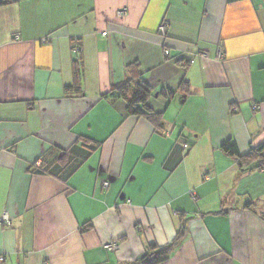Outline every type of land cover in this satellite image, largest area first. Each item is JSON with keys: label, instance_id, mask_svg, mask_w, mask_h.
<instances>
[{"label": "crops", "instance_id": "0c3cea01", "mask_svg": "<svg viewBox=\"0 0 264 264\" xmlns=\"http://www.w3.org/2000/svg\"><path fill=\"white\" fill-rule=\"evenodd\" d=\"M2 1L0 264H139L181 227L160 264H264V172L221 149L264 142V0Z\"/></svg>", "mask_w": 264, "mask_h": 264}, {"label": "trees", "instance_id": "16d2710c", "mask_svg": "<svg viewBox=\"0 0 264 264\" xmlns=\"http://www.w3.org/2000/svg\"><path fill=\"white\" fill-rule=\"evenodd\" d=\"M6 3L9 2L0 0V5ZM74 63L75 80L79 82L81 69L78 65L80 63L77 59L74 61ZM74 89L77 90L78 87L75 86ZM111 91H114V94L112 95L115 97H121L126 101V112L128 114L144 116L155 126L158 127L160 125L161 122L159 114L150 110L146 105V101L150 96V90L148 86L143 81H141V79H135L133 77L126 78L121 83L112 86ZM221 149L226 154L236 158L241 168L244 169H251L249 168L250 165L258 158L260 161L264 162V142L258 146L252 147L249 153L246 155H240L235 144L229 140L222 144ZM34 168L37 172H44L41 163L39 165L35 164ZM184 233L185 228L181 227L171 242L164 245H157L153 243L149 244L147 251L141 258L139 264H160L166 261L174 249H176V247L180 244Z\"/></svg>", "mask_w": 264, "mask_h": 264}, {"label": "built area", "instance_id": "2783aa9c", "mask_svg": "<svg viewBox=\"0 0 264 264\" xmlns=\"http://www.w3.org/2000/svg\"><path fill=\"white\" fill-rule=\"evenodd\" d=\"M117 16L119 18H122L125 14H126V9L125 8H122V9H119L117 12H116ZM167 22L166 21H163L160 23V25L158 26V32L160 35L162 36H166L167 34ZM43 43H46L47 40L46 39H43L42 40ZM79 50V46L78 45H75L73 47V51L74 52H78ZM200 55L202 56H206L207 55V52L205 51H201L199 52ZM164 54L165 55H168L169 54V51L168 50H164ZM216 58L217 59H221L222 58V53L221 51L217 50L216 52ZM193 61V58H189L188 59V62H192ZM253 109H256L255 106H253ZM39 164V163H38ZM251 169H258V170H261L264 172V162L260 161V159H256L254 162H252V164L250 165ZM103 186H107L108 185V181H103L102 182ZM0 224H2L3 226H8L10 224V217H9V214L7 211H3L0 215ZM117 242L115 240H111L105 244H103V248L106 249V250H109V251H115L117 249ZM4 258L3 257H0V260L2 261Z\"/></svg>", "mask_w": 264, "mask_h": 264}]
</instances>
